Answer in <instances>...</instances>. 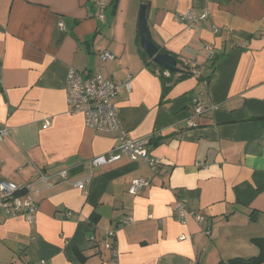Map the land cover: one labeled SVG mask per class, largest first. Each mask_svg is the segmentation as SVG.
Instances as JSON below:
<instances>
[{
	"label": "crops",
	"instance_id": "obj_1",
	"mask_svg": "<svg viewBox=\"0 0 264 264\" xmlns=\"http://www.w3.org/2000/svg\"><path fill=\"white\" fill-rule=\"evenodd\" d=\"M104 1L100 19L94 0H0V127L8 128L1 174L27 183L40 170L53 184L35 182L33 222L0 215V264H216L255 256L252 240L264 237V0H118L112 16ZM141 4L151 39L178 67L190 60L200 72L162 100L161 79L138 50ZM186 10H207L209 18L188 27L174 17ZM59 18L65 31L55 26ZM103 50L113 59L100 60ZM69 67L114 81L132 77L113 102L129 137L161 138L149 149L162 162L157 172L121 158L97 168L84 189L74 185L118 133L67 112ZM197 97L214 107L192 116ZM134 178L150 183L132 194ZM177 199L186 224L175 218Z\"/></svg>",
	"mask_w": 264,
	"mask_h": 264
},
{
	"label": "built area",
	"instance_id": "obj_2",
	"mask_svg": "<svg viewBox=\"0 0 264 264\" xmlns=\"http://www.w3.org/2000/svg\"><path fill=\"white\" fill-rule=\"evenodd\" d=\"M95 7L98 10L97 16L100 19H104V9L106 3L104 0H94ZM208 11L192 12L186 10L184 12H178L175 14V19L184 23L190 27L202 20L208 18ZM57 28L61 31H65V22L59 18L56 22ZM213 32L219 31L217 26L212 25ZM205 49L208 53V59L214 57L213 48L210 45H206ZM111 52L103 50L99 53V58L102 61L113 59ZM188 68L191 69L194 75L199 73V69L194 61H185ZM163 76L168 77L171 72L163 69L161 72ZM66 83V108L69 114H80L83 117L84 123L87 127L99 132H116L118 137L116 144L113 145L110 152L103 155H97L90 161L91 171L87 176L75 182V186L84 189L89 183L92 173L101 166L112 163L121 158H127L132 161L141 160L149 166L152 172H157L161 165V160L150 153V140L151 135L144 137H129L126 132L120 128L119 112L118 108L113 102V99L120 91L124 89L129 91L131 89L132 77L127 76L122 81H114L106 78L101 72H81L75 67H69L65 77ZM203 102L198 101V97L193 99L192 116H199L204 113V109L208 110L214 106H207L205 108ZM49 121L44 120V124L48 125ZM190 126L196 124L189 119L187 122ZM8 135V128L6 126L0 127V142ZM37 177L34 181L27 183H15L8 181L1 174L0 163V215L16 217L23 215L28 222H33L35 213L37 211V200L35 194L39 192L36 183H41L45 188L52 187V182L48 175H45L40 170H36ZM60 177L65 180L66 172L61 171ZM36 182V183H35ZM150 181L145 178H134L131 180L128 187V192L135 194L140 188L148 185ZM174 214L178 222L186 224L187 208L185 202L181 199H177L174 202ZM194 219L197 222L203 221L204 217L201 214L193 213ZM130 220L129 216L124 218L126 224ZM109 238L115 237L114 231L107 233ZM94 237L91 236V239ZM184 235H180L178 239H184ZM105 247L115 257L116 248L111 241L105 243ZM39 264H43L40 261Z\"/></svg>",
	"mask_w": 264,
	"mask_h": 264
},
{
	"label": "trees",
	"instance_id": "obj_3",
	"mask_svg": "<svg viewBox=\"0 0 264 264\" xmlns=\"http://www.w3.org/2000/svg\"><path fill=\"white\" fill-rule=\"evenodd\" d=\"M117 2H118V0H111L110 3H109L108 7H110V9H111V11H110V15L111 16L114 15L115 12H116ZM92 7H94V9H96L95 8V3H93ZM208 18H209V15H208ZM207 19H205V20H207ZM137 44H138V50H139V53H140V56H141V59H142L144 65L147 68L151 69L153 72L157 73V75H159V78L161 79V85H160L161 86V97H160L161 100L167 95V93L171 89V86H173L176 82H179V81H181L183 79H186V78H189V77H192V76L198 77L200 75V72L198 74L194 75L192 72H190L191 69L188 68V66L185 64V62H183L182 64L179 62V65H180L179 72L170 73V75L168 77H165L161 73L163 71V68H161L160 66L155 64L152 61V59L148 58V56L146 55L145 51H143L142 48L140 47V45H139V35H137ZM155 45L158 47L159 52H161V53H169L167 50H165L160 45H157L156 43H155ZM169 54H171V53H169ZM207 56H208V53H207ZM212 59H214V57H212ZM202 81H205V84H206L207 83L206 81H208V79L207 78H203ZM198 101H200V100L198 99ZM200 102H202V101H200ZM192 103H193V100H192ZM205 106L207 107L208 105L205 104ZM204 110H205L204 111V113H205L207 110L206 109H204ZM160 141H161V138L153 137V135H151L150 145H154L155 146ZM252 241H253L254 245L257 246V249H258V253L255 256L249 257V258L234 257V258H230V260L228 259L226 261H218L216 264H262V263H264V237L253 238ZM26 264H30V263L28 262Z\"/></svg>",
	"mask_w": 264,
	"mask_h": 264
},
{
	"label": "water",
	"instance_id": "obj_4",
	"mask_svg": "<svg viewBox=\"0 0 264 264\" xmlns=\"http://www.w3.org/2000/svg\"><path fill=\"white\" fill-rule=\"evenodd\" d=\"M138 35H139V45L143 51H145L148 58L160 66L161 68L167 70L171 73L179 72L180 68L177 65L176 58L169 53L159 52L158 47L155 45L151 39L148 28H147V18H146V6L141 4L138 12Z\"/></svg>",
	"mask_w": 264,
	"mask_h": 264
}]
</instances>
